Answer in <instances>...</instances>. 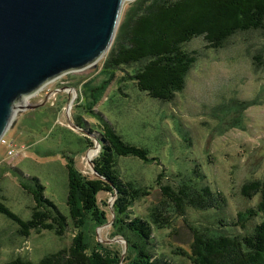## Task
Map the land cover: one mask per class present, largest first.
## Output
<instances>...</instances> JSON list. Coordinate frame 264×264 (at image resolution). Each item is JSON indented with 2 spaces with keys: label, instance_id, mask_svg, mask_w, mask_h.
Listing matches in <instances>:
<instances>
[{
  "label": "rangeland",
  "instance_id": "rangeland-1",
  "mask_svg": "<svg viewBox=\"0 0 264 264\" xmlns=\"http://www.w3.org/2000/svg\"><path fill=\"white\" fill-rule=\"evenodd\" d=\"M132 1L127 0L124 8ZM186 48L196 50L198 60L185 88L171 101L152 98L133 79L125 78L133 66L106 70L103 65L110 49L95 65L65 73L28 95L29 104L31 98L41 97L34 105L47 99L45 104L21 107L15 124L4 135L6 143H0V199L24 219L30 218L35 201L23 184L34 187L32 177L38 176L46 186V196L68 214V156L80 171L92 176L91 161L99 149L88 147L86 136L96 142L98 132L89 130H100L110 122L124 139L157 157L149 161L116 158L124 179L151 192L133 203L131 217L147 218L151 206L167 201L162 185L177 189L185 183L210 184L226 197L218 208L188 206L174 218L172 227H155L151 250L156 257L168 258L172 264H193L177 252L179 246L190 250L193 229L251 232L260 218L249 219L244 229L232 224L239 211L260 200V193L251 198L243 195L242 185L264 179V29L239 31L220 49L210 48L203 37ZM79 116L83 127L76 124ZM99 199L109 222L89 220L88 243H118L124 254L119 264H124L127 240L111 234L115 196L103 192ZM18 228L0 214V264L16 256L38 261L70 246L74 236L72 227L63 236L32 230L28 237Z\"/></svg>",
  "mask_w": 264,
  "mask_h": 264
},
{
  "label": "trees",
  "instance_id": "trees-1",
  "mask_svg": "<svg viewBox=\"0 0 264 264\" xmlns=\"http://www.w3.org/2000/svg\"><path fill=\"white\" fill-rule=\"evenodd\" d=\"M251 29H264V0H133L122 12L103 67L115 72L120 67L133 66V70H126L125 78L133 79L150 97L171 101L185 88L187 75L198 60V52L188 50L187 43L203 37L210 48L220 49L235 33ZM78 119L76 124L83 127L82 116ZM94 131L101 145L91 161L97 173L84 174L68 156V214L46 196V186L38 176L32 177L34 187L23 184L35 201L30 218L24 219L0 199V214L16 222L21 235L28 237L32 230H49L63 236L72 227L71 245L38 261L16 256L2 264H119L123 249L118 243L96 240L90 245L86 236L89 220L109 222L108 212L100 204L99 194L103 192L115 196L111 234H121L127 240L124 264H172L170 259L156 257L152 252L154 228L172 227L174 218L183 215L188 206L207 209L226 203L225 195L210 184L199 187L185 183L177 189L162 185L167 201L151 206L147 218L131 217L133 203L151 192L124 179L116 158L134 156L149 161L157 157H151L148 148L124 139L110 122L100 130H89ZM86 141L88 147L95 145L93 138L86 136ZM241 192L250 198L260 193L256 206L239 211L237 222L232 224L244 229L249 219L260 218L251 232L193 229L190 250L179 246L176 251L193 264H264V179L248 180Z\"/></svg>",
  "mask_w": 264,
  "mask_h": 264
},
{
  "label": "water",
  "instance_id": "water-1",
  "mask_svg": "<svg viewBox=\"0 0 264 264\" xmlns=\"http://www.w3.org/2000/svg\"><path fill=\"white\" fill-rule=\"evenodd\" d=\"M126 1L0 0V140L15 124L19 105L29 104L26 96L106 54ZM40 99L29 105L45 104L47 97L34 105Z\"/></svg>",
  "mask_w": 264,
  "mask_h": 264
},
{
  "label": "bare ground",
  "instance_id": "bare-ground-1",
  "mask_svg": "<svg viewBox=\"0 0 264 264\" xmlns=\"http://www.w3.org/2000/svg\"><path fill=\"white\" fill-rule=\"evenodd\" d=\"M24 101H25L26 103H28V102H29V98L26 96V97L24 98ZM25 105H27V104L19 105V106H20L19 109H20L21 107L25 106ZM96 151H97V150H96Z\"/></svg>",
  "mask_w": 264,
  "mask_h": 264
},
{
  "label": "built area",
  "instance_id": "built-area-1",
  "mask_svg": "<svg viewBox=\"0 0 264 264\" xmlns=\"http://www.w3.org/2000/svg\"><path fill=\"white\" fill-rule=\"evenodd\" d=\"M1 142H2V143H6V139H5V137H2V138H1L0 143H1ZM12 151H13V149L10 150V153H11Z\"/></svg>",
  "mask_w": 264,
  "mask_h": 264
},
{
  "label": "clouds",
  "instance_id": "clouds-1",
  "mask_svg": "<svg viewBox=\"0 0 264 264\" xmlns=\"http://www.w3.org/2000/svg\"><path fill=\"white\" fill-rule=\"evenodd\" d=\"M4 137V136H3Z\"/></svg>",
  "mask_w": 264,
  "mask_h": 264
}]
</instances>
